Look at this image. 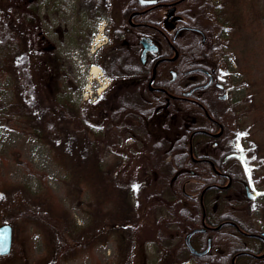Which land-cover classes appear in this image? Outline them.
<instances>
[{
    "label": "rangeland",
    "instance_id": "374dc122",
    "mask_svg": "<svg viewBox=\"0 0 264 264\" xmlns=\"http://www.w3.org/2000/svg\"><path fill=\"white\" fill-rule=\"evenodd\" d=\"M203 1V7L200 2L187 1L181 4V9L189 10L191 16L197 15L195 24L204 30L206 60L219 68L220 79L228 84L227 100L214 102L215 108L220 110L221 117L227 123L222 142L225 148H236L243 157L256 190L251 208L247 200H244L236 206L238 211L232 210V213L242 221L245 218L251 219L255 224L254 229L262 232L264 107L252 111L246 107L251 105L252 97L257 100L260 96L258 92L262 89L264 0H240L237 7L239 15L230 22L224 19L235 14L229 0L225 12L221 4L226 0ZM13 2L19 6H15V13L12 12ZM53 9L62 12L66 7L62 0H0V27L15 31L14 42L17 49H20L14 56L12 54L13 57L8 59L3 69L0 67V225L10 224L12 227L11 252L6 257H0V264H147L144 255L147 246L151 244L150 239L155 236L154 217L147 218V225L144 221L133 246L129 243V235L133 233L118 227L80 253L69 257L61 255L54 259L56 248L59 247L53 233L56 232L55 226L53 230L52 224L46 225L38 217L25 219L22 216V203L28 202L25 199L27 194L38 193L48 187L56 203L68 212L74 226L83 229L88 226L92 218L88 203L94 201L102 203L107 208L104 210L110 209L114 221L118 211L120 214L122 212L119 209L121 188L127 194L125 201L127 199L132 203V192L140 190L136 197L139 196L137 201L143 202L145 192H149L155 176L158 180L169 177L166 172L173 164L161 161L154 174L153 165L145 163L144 157L161 142L155 140L160 137L162 139V135L158 134L163 132L170 139L174 138L169 133H182L184 127L180 126L185 124L182 122L185 113L176 116L175 121L173 116L158 120L154 115L145 121L142 117L131 116L128 108L130 99L124 89L121 93L118 90V79H124L119 76L115 77L116 82L106 91V96L101 100L103 103L92 105L93 97H97L95 88L108 84L111 79L100 72L97 75L90 73L92 66L97 69L98 66L87 65L88 60L85 61L79 55L67 35L68 29L70 36L73 35L72 30L78 25L77 19L72 18L66 23L61 14L60 18L55 13V20L50 21L49 13ZM38 11L44 19L36 27V23L32 21L31 24L30 20L33 12ZM36 28H39L38 31ZM38 36L44 39L48 52L53 50L65 62L58 72L50 70L46 75L48 78L43 81L39 77L42 72V55L36 59L34 56L32 64H29L32 77L29 88L22 89L21 83L26 79L17 75L16 65L31 56L30 44L33 48L37 47ZM181 36L183 46L187 47L201 40V36L191 32L183 31ZM66 41L73 45L67 48ZM136 51L134 48L133 52ZM104 64L114 73L108 62ZM96 78L101 85H96ZM133 90L136 89L132 87ZM209 93L211 98L216 99L214 90ZM54 94L57 99H54ZM107 101L109 104H106ZM27 104L30 105L28 117L16 114L19 106ZM57 105L64 110L54 112ZM47 109L52 112L49 118L55 134L47 133L44 136L39 131L42 129L39 123ZM185 119L195 120L197 125L204 124L203 117L196 116L192 111L186 113ZM164 145V148L169 147L167 142ZM156 154L159 162L161 159L168 160L164 153ZM139 181L143 182L142 185L138 184ZM195 185L198 184H188L186 190ZM79 187L83 191L80 195ZM20 190L26 196L13 194ZM43 217L48 216L44 213Z\"/></svg>",
    "mask_w": 264,
    "mask_h": 264
},
{
    "label": "flooded vegetation",
    "instance_id": "af4514ba",
    "mask_svg": "<svg viewBox=\"0 0 264 264\" xmlns=\"http://www.w3.org/2000/svg\"><path fill=\"white\" fill-rule=\"evenodd\" d=\"M62 1L66 9L62 12L54 9L50 13L47 11L46 17L49 13L52 21L55 20L54 14L58 13L66 23L72 18L77 19L78 25L73 28L72 36L67 30L70 42L74 43L79 55L88 60L87 65L98 66L100 74L111 79L108 84L95 88L94 93L100 101L93 97L92 105L103 103L101 100L106 96V91L119 76L124 79H118V90L121 93L124 89L130 99L128 108L131 116L142 117L144 121L154 115L158 120L173 116L175 121L179 114L186 115L192 111L196 116L203 117L204 124L197 125V121H187L184 115L182 122L185 124L179 125L184 127L183 132H170L174 137L171 139L166 133L158 134L162 135V139L155 140L161 142L144 157L145 163L153 165L154 174L161 161L173 164L166 172L169 176L167 179L154 177L143 202L137 201L139 196L136 197V193L139 195L140 190L132 192L133 210H141L144 206L141 212H135L136 215L146 221V225L147 218L154 217L155 236L150 239V246H145V262L264 264V231H256L251 219L242 221L232 213V210L238 211L236 206L244 200L251 208L256 197L255 185L238 150L225 148L222 142L227 123L213 119L208 111L211 105L221 117L214 102L227 100L228 84L220 79L219 68L206 60L204 30L183 15L181 4L187 0ZM41 19H44L43 16L33 12L36 27L43 22ZM183 31L201 36L200 43L183 46ZM65 44L67 48L73 45L67 41ZM183 47L190 49L189 55L183 54ZM134 48L136 52H133ZM104 60L114 73L107 69ZM96 82V85H101L97 78ZM132 87L136 90L132 91ZM192 89L191 93L185 95ZM211 90L216 92V99L211 98ZM110 99L113 100L112 97ZM133 129L136 128L133 126ZM212 129L215 131L212 132ZM200 135L220 140L221 143L218 145L217 141H209ZM183 138H186L183 141L187 143L185 148L180 147ZM164 142L169 143L168 148H164ZM154 152L164 153L168 160L161 159L159 162ZM197 163L209 164V175H203ZM192 182L198 185L186 190ZM142 183L138 182L140 185ZM177 184L182 189L183 197L173 192ZM191 232L194 233L189 238V244L194 254L185 243L186 236ZM166 253H170L174 259L171 263L166 262Z\"/></svg>",
    "mask_w": 264,
    "mask_h": 264
},
{
    "label": "trees",
    "instance_id": "16d2710c",
    "mask_svg": "<svg viewBox=\"0 0 264 264\" xmlns=\"http://www.w3.org/2000/svg\"><path fill=\"white\" fill-rule=\"evenodd\" d=\"M187 1H192L195 3L200 2V6L203 7L205 6V3L203 0H187ZM228 2V0L224 1L221 6L224 7V12H225V5ZM240 0H229V4L230 6L235 9V14L233 13L231 16L229 17H224L225 21L230 22V20L232 18H236L239 15L238 10V6L240 4ZM243 3V1H242ZM11 5L14 6V8L12 9L13 13H15V6L19 7L15 2L11 3ZM27 5V4H25ZM210 7V6H209ZM39 8V5H38ZM39 13V11H38ZM183 15L187 16L189 18V20L193 23V25H196V16H191L189 13V10H183ZM262 17L264 18V14L262 15ZM33 18L31 17V24H32ZM231 27H233V24H230ZM7 27H5L3 29V27H0V57H1V61L0 62V67L1 69H3L4 65L7 63L8 59L17 53L20 52V49H17V44L14 42L15 41V31L12 30V28L6 29ZM39 29V28H38ZM37 47L33 48L31 47L30 44V50L29 53L31 54L30 57H27L26 60L19 62L16 66H17V70L16 68H14L17 72V75L22 76L26 79V81H22L21 83V87L22 89H26L29 88L28 86L30 85V77H31V70L29 69L30 66L29 64H32L33 58L35 56V59L39 56H41L40 58V64H41V76H39L40 78H42L43 81H46V79L48 78L47 73L50 72V70L53 72H58V70H60L62 68V65H64V59L61 55H59L58 53H54L53 50H51L50 52H48L45 48L46 45L45 41L43 38L38 36V42H37ZM40 44V46H39ZM182 52L183 54L189 55L190 54V49L183 47L182 48ZM12 56V57H13ZM29 58V59H28ZM53 60V62H52ZM36 61V60H35ZM51 61V63H50ZM15 63H17V61H15ZM35 63V62H34ZM53 64V67H52ZM21 66V69L19 68ZM37 66V65H36ZM43 73H45V77L43 76ZM32 78V77H31ZM56 78H59V76L56 75ZM261 83H262V89L258 92L259 93V97L257 98V100H253L254 98L252 97V101L250 102L251 105H247L246 109L247 110H253L254 108H260L261 106L264 107V75L261 79ZM55 95V94H54ZM54 99H57V96L55 95ZM29 104L31 105L32 102L29 101ZM30 105H25V106H19V110L18 113L16 112V114L22 115L24 117H28L29 115V110H30ZM32 106V105H31ZM188 107H190V105H187ZM185 107V106H184ZM183 107V108H184ZM236 107V106H235ZM50 109H47V112L43 113V115H41L40 119H43L41 121L40 126L42 129H39V131L44 135L47 136V133L49 135L51 134H55L54 132V125L52 124V122H50V118L51 117V113L49 111ZM64 109L57 105L56 108L54 109V112H61ZM208 111L211 115V117L219 122H225V120L220 117V115L210 106H208ZM226 115V114H225ZM226 123V122H225ZM39 126V127H40ZM212 132H214L215 130L212 129ZM200 137H203L205 139H208L209 141H217L218 145L221 143L220 140L217 139H212V138H208L204 135H200ZM45 141H47V138L44 137ZM224 139V138H223ZM186 140V138L182 139V143H181V148H185L187 143H183V141ZM82 140H80V146H81ZM186 144V145H185ZM84 145V144H83ZM185 145V146H184ZM78 153V152H77ZM58 159V157H56ZM194 164V163H191ZM199 165V171L201 173H203V175H209V171H210V166L207 163H197ZM24 165V164H22ZM32 173V172H31ZM34 175L37 176V174L33 173ZM107 189V188H105ZM121 192L119 193L121 196V198L119 199V206L121 209V214L118 211V215L116 217V219L113 221V217L111 214L110 209L108 210H104L107 209L105 208L102 203L100 202H90L88 203V207L91 209V222L88 224V226L83 229L77 226L73 225V222L68 214V212L63 211L61 206L56 203V199L54 197V195H52V192L49 190L48 187L44 188L43 191H40L38 193H28V197L26 196V193L23 190H20V192L17 193L21 194V196H26L25 199L28 202H23L22 205L24 207V211L22 213V216L25 217V219H29L31 217H38V219H40L43 223L47 224H52L53 226V230H54V226H55V230L56 232L54 233V237L56 239L57 242L59 244V247L56 248V254L54 255V259H56L57 257H60L61 255H64V257H69L70 256H74L78 253H80L82 250L90 247L91 245H93L94 243H97V239L101 237L106 236L105 234L109 233L111 234L112 232L115 231V228L117 229L118 227H121L123 229H126L130 232H132L133 234L129 235L130 241L129 243L133 246L136 238V235L141 231L142 227H143V223L144 220H142V218L136 215V213L138 214L141 210H138L137 206H136V211L133 210V206H131V202L124 200L125 197L127 196V194H124L123 192L125 191L124 189H120ZM78 194L80 195L83 191L82 189L79 187L78 189ZM112 192V191H111ZM173 192L175 193V195L177 196H181L183 197L184 194L182 192V189L180 188V185L177 184L175 190H173ZM153 197V196H151ZM135 206V205H134ZM264 211V201L262 203V210ZM136 212V213H135ZM46 214L48 217L44 218L43 214ZM264 213V212H263ZM115 217V216H114ZM120 228V229H121ZM180 231V230H179ZM180 235H181V231H180ZM181 237V236H180ZM95 241V242H94ZM102 241V240H101ZM100 241V242H101ZM165 260L167 263H171L172 260H174L171 257L170 253H166L165 254Z\"/></svg>",
    "mask_w": 264,
    "mask_h": 264
},
{
    "label": "water",
    "instance_id": "95a60500",
    "mask_svg": "<svg viewBox=\"0 0 264 264\" xmlns=\"http://www.w3.org/2000/svg\"><path fill=\"white\" fill-rule=\"evenodd\" d=\"M208 84L209 82L206 83L204 87H206ZM194 89L190 90L189 92H186L185 95H188ZM193 233L194 232H191L186 236L185 243L189 251L194 254L195 252L189 244V238ZM11 247H12V227L10 224H1L0 225V257L7 256L11 251Z\"/></svg>",
    "mask_w": 264,
    "mask_h": 264
},
{
    "label": "bare ground",
    "instance_id": "6f19581e",
    "mask_svg": "<svg viewBox=\"0 0 264 264\" xmlns=\"http://www.w3.org/2000/svg\"><path fill=\"white\" fill-rule=\"evenodd\" d=\"M98 72L99 71H98L97 67H93L91 70L92 75H97Z\"/></svg>",
    "mask_w": 264,
    "mask_h": 264
}]
</instances>
